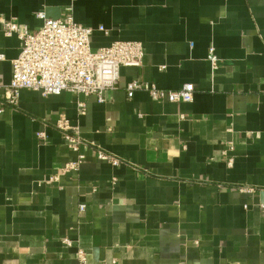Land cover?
I'll return each instance as SVG.
<instances>
[{
    "label": "crops",
    "instance_id": "0c3cea01",
    "mask_svg": "<svg viewBox=\"0 0 264 264\" xmlns=\"http://www.w3.org/2000/svg\"><path fill=\"white\" fill-rule=\"evenodd\" d=\"M38 13L92 29V51L136 41L144 56L103 103L21 90L3 105L0 264H264V0H0L2 86L20 41L1 24L37 31ZM133 80L191 84L192 101L127 99Z\"/></svg>",
    "mask_w": 264,
    "mask_h": 264
},
{
    "label": "built area",
    "instance_id": "2783aa9c",
    "mask_svg": "<svg viewBox=\"0 0 264 264\" xmlns=\"http://www.w3.org/2000/svg\"><path fill=\"white\" fill-rule=\"evenodd\" d=\"M36 17L42 20V25L33 32L11 19L1 24L5 35L17 36L20 50L12 62L8 84L2 86L0 77V87H3L0 114L3 105L16 106L21 90L37 92L43 97L70 92L91 96L98 103H103L106 91L117 86L120 69L142 64L144 52L139 42L114 41L92 51V29L76 24L70 16L64 20H52L38 13ZM98 30L104 29L99 27ZM208 60L212 67L216 66L217 57L213 49L209 50ZM138 90L146 91L155 101L169 103L191 102L194 93L191 84H185L177 90H161L154 85L133 80L125 86L127 99H131ZM80 108L82 111V105ZM56 127L67 147L77 153L82 141L76 133H69L72 129L68 123L62 119ZM97 156L113 165L119 164L114 157L100 151ZM81 160L82 156L79 155L77 161L65 166L66 171H76Z\"/></svg>",
    "mask_w": 264,
    "mask_h": 264
}]
</instances>
